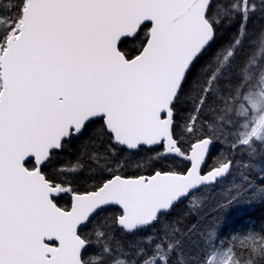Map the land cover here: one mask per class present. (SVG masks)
<instances>
[{
  "label": "snow or ice",
  "instance_id": "6c2138e0",
  "mask_svg": "<svg viewBox=\"0 0 264 264\" xmlns=\"http://www.w3.org/2000/svg\"><path fill=\"white\" fill-rule=\"evenodd\" d=\"M257 159L264 0H0V264H264Z\"/></svg>",
  "mask_w": 264,
  "mask_h": 264
},
{
  "label": "trees",
  "instance_id": "16d2710c",
  "mask_svg": "<svg viewBox=\"0 0 264 264\" xmlns=\"http://www.w3.org/2000/svg\"><path fill=\"white\" fill-rule=\"evenodd\" d=\"M258 27V23H257ZM227 38V33L225 34ZM73 161V154L71 152L65 153L59 160L55 162L56 165L67 166ZM247 162V158H245ZM264 168V160H253L251 161V168L248 170H242L244 176H248L249 179L255 177L259 173L260 169ZM245 183L243 176L237 172L234 174L224 185L217 187L216 189H205L201 193H197L196 198L192 201V204H199L201 200H206V203L200 208V212H212L217 211L219 214L220 210L216 208L218 202H223V197L227 195L229 189L235 185ZM232 213L233 218L237 223L255 225L260 222H264V205L253 204V205H239L233 206L232 209L228 210ZM188 209L185 206H181L177 210V214L187 215Z\"/></svg>",
  "mask_w": 264,
  "mask_h": 264
}]
</instances>
